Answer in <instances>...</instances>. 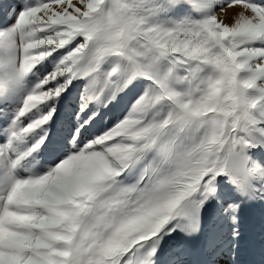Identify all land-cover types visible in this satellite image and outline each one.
<instances>
[{
	"label": "snow or ice",
	"instance_id": "6c2138e0",
	"mask_svg": "<svg viewBox=\"0 0 264 264\" xmlns=\"http://www.w3.org/2000/svg\"><path fill=\"white\" fill-rule=\"evenodd\" d=\"M0 264H264V0H0Z\"/></svg>",
	"mask_w": 264,
	"mask_h": 264
},
{
	"label": "rangeland",
	"instance_id": "374dc122",
	"mask_svg": "<svg viewBox=\"0 0 264 264\" xmlns=\"http://www.w3.org/2000/svg\"><path fill=\"white\" fill-rule=\"evenodd\" d=\"M238 11H239L238 7L229 8V9H226L225 13L217 12V15L220 19L224 20L225 23L231 24L233 22V17L235 13ZM243 215H244L246 227L249 230L250 240L258 244L259 242V210L246 209Z\"/></svg>",
	"mask_w": 264,
	"mask_h": 264
},
{
	"label": "bare ground",
	"instance_id": "6f19581e",
	"mask_svg": "<svg viewBox=\"0 0 264 264\" xmlns=\"http://www.w3.org/2000/svg\"><path fill=\"white\" fill-rule=\"evenodd\" d=\"M229 19V18H228ZM231 20V19H230Z\"/></svg>",
	"mask_w": 264,
	"mask_h": 264
}]
</instances>
